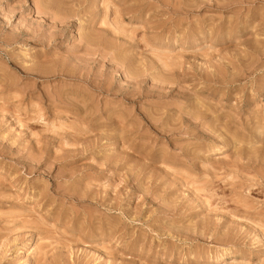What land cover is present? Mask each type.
<instances>
[{
	"label": "rangeland",
	"instance_id": "rangeland-1",
	"mask_svg": "<svg viewBox=\"0 0 264 264\" xmlns=\"http://www.w3.org/2000/svg\"><path fill=\"white\" fill-rule=\"evenodd\" d=\"M0 264H264V0H0Z\"/></svg>",
	"mask_w": 264,
	"mask_h": 264
}]
</instances>
